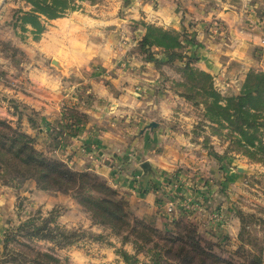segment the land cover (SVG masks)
<instances>
[{
    "label": "rangeland",
    "instance_id": "374dc122",
    "mask_svg": "<svg viewBox=\"0 0 264 264\" xmlns=\"http://www.w3.org/2000/svg\"><path fill=\"white\" fill-rule=\"evenodd\" d=\"M160 1L163 0L78 1L79 8L63 17L75 21L73 12H76L79 19L85 21V25H81L85 34L83 37L79 32L77 36L71 35L66 33L68 29L65 30L68 25L61 26L65 34H59L61 45H56L60 48L56 50L50 40L51 31L58 28L55 22L48 21L44 32L36 40L30 31L21 32L14 27L15 12L30 9L26 0H0V120H6L13 129L30 135L37 150L62 161L71 170L99 176L114 190L116 199L124 203L130 222H141L154 231L151 236L154 242L162 243L161 238L165 234L176 235L175 231L179 232L176 225L179 224V227L183 226V232L188 228L194 229L201 239V245L206 246L207 243L213 254L230 264H235V260L239 263L242 259L235 257V251L240 246L239 213H253L264 219V166L228 149L231 140L226 132L219 135L207 125H201V109L193 107L174 91L172 83L180 80L179 69L185 62L191 61L193 66L199 68V56L195 54L196 48L193 46L199 43L197 23L203 20H192L188 26L177 31L184 47L182 57L172 63L167 62V54L162 50L151 49L153 58L150 60L139 50L144 25L174 30L158 23L156 14L149 13L151 18L148 19L146 12L141 10L143 2L155 10ZM173 2L182 8V0ZM253 2L250 1L246 7L235 1V8L225 6L221 15L231 17L234 22H239V18L245 21L243 28L253 30L259 36L260 46L264 45V4ZM132 7H136L139 16L130 15ZM111 14L112 19H119L111 25L116 27V31L97 32L96 29L101 31L103 28L100 20ZM181 18H185L183 12ZM124 26L126 30L123 31ZM205 26L209 33L211 24ZM72 38H79L82 47H87L88 51L92 48L94 57H103L100 54L102 49L109 54L107 58L110 61H117L122 68H128L131 62L151 64L157 72V81L151 91L154 105L150 112L154 116L142 113L141 116L145 115L134 118L135 108L126 106L132 110V114H129L131 118H127L129 115L125 116L124 112L119 114L109 110L105 117L99 118V128L93 130L89 108L93 109L96 105L99 109L106 104L95 102L97 97L90 84L95 78L103 85L106 76L101 69L97 71V76H92V72L95 73L93 68L98 66L93 62L88 63L83 72H72L70 65H76L77 61V57L72 55V48L76 47L71 44ZM190 45L195 50L188 51ZM259 46L255 54L264 61V53ZM63 50L66 51L65 55H62ZM156 60L161 62L160 65H155ZM251 69L264 72V64L259 69ZM44 74L56 79L57 83H47ZM216 83L214 81L215 87L226 96L240 89L228 77L223 78L222 83ZM131 87H136V95L144 88L140 81ZM146 88L144 90L148 93ZM141 109V106L136 108ZM161 110L165 111L163 119L160 118L163 115L160 114L163 113ZM149 119V123L139 122ZM153 122L157 125L150 128ZM159 122H165L162 130L158 129ZM103 125L111 129L112 138L108 140L112 145H109V151L105 150L109 157V161L105 160L109 172L114 165L112 161L123 166L125 171H121L120 175L138 170L149 182L150 194L146 190L132 198L128 196L129 190L121 192L120 188L111 184L103 175L105 170H98L97 159L102 148L98 149L99 141L96 138L101 137L97 133ZM262 133L264 135V130ZM146 163L150 169L145 173L143 165ZM26 183H32L34 189L45 194L42 197L23 194L33 193L23 190ZM3 190L18 195L12 207L15 220L3 231L0 264H28L30 260L40 264H124L119 250L135 255L136 264L149 263L147 248L152 247V243L138 251L131 235L115 233L106 226L94 223L90 213L69 193L39 189L33 179L20 183L0 182V192ZM166 205H172L173 212L165 216ZM37 213L41 216L35 215ZM31 216L55 217V223L59 226L82 236L73 245L57 247L49 241L29 240L17 233L5 244V231L16 229L20 222ZM173 218L178 223L172 222ZM256 229L264 240V223L257 225ZM98 235L102 239H93ZM126 235L129 236L127 240L124 239ZM45 252L52 254L53 260L44 257L42 253ZM261 264H264V252Z\"/></svg>",
    "mask_w": 264,
    "mask_h": 264
},
{
    "label": "trees",
    "instance_id": "16d2710c",
    "mask_svg": "<svg viewBox=\"0 0 264 264\" xmlns=\"http://www.w3.org/2000/svg\"><path fill=\"white\" fill-rule=\"evenodd\" d=\"M78 1L84 0H26L30 9L15 12L14 27L21 32L30 31L37 40L48 21L78 9ZM144 29L139 50L146 54V59L153 58L150 51L153 48L165 52L169 63L182 57L184 46L180 33L154 25H144ZM160 63L155 61L157 66ZM179 73L180 80L172 83L174 91L187 103L201 109V125H207L219 135H224L225 131L231 140L228 149L264 166V72L250 69L238 92L229 96L215 87L210 73L193 66L191 61L185 62ZM28 179H33L39 189L69 193L90 213L94 223L115 233L131 235L138 251L152 243V247L147 248L148 264H230L213 254L207 243L202 246L194 229H184L183 232V226L179 227V224L176 225L179 230L175 231L176 235L165 234L162 243L154 242L151 238L154 231L141 222L131 223L124 203L116 199L114 190L99 176L71 170L62 161L37 150L30 135L13 129L6 120H0V182L20 183ZM38 214L41 216L40 213L35 215ZM40 216L28 217L16 229L6 230L3 242L6 244L17 233L29 240L49 241L57 247L73 245L81 238L76 231L55 223V217ZM239 221L240 246L235 257L242 261L236 263L235 260V264H261L264 240L258 235L256 226L264 223V219L253 213H239ZM172 222L178 223L175 218ZM93 239L102 238L98 235ZM42 254L53 260L52 254ZM119 255L124 264L137 263L135 255L123 250H119ZM28 264L40 263L30 260Z\"/></svg>",
    "mask_w": 264,
    "mask_h": 264
},
{
    "label": "crops",
    "instance_id": "0c3cea01",
    "mask_svg": "<svg viewBox=\"0 0 264 264\" xmlns=\"http://www.w3.org/2000/svg\"><path fill=\"white\" fill-rule=\"evenodd\" d=\"M173 1L174 0H163L162 2L160 1L161 3L155 10H152L147 2L141 3L140 6H142L141 10H143V12H146H144L146 18H151V15L149 13L152 12L156 14L155 19L158 23L167 25L176 31H181L184 27L188 26L189 22L192 20H203L197 23V38L199 43L196 46H193L196 48V50L195 48H191L192 44L187 48V50H195V54L199 56L197 66L199 67V69L210 73L213 76L216 85V81L222 83L223 78L228 77L230 79V82H234V85L241 87L246 73L251 68L259 69V66H262L264 64V61H262L255 54V50L257 46H259V36L255 35L253 30H245V28L243 27L246 23L245 21H241V18H239V22H234L231 17L221 15L222 9L225 6L234 9L235 1H237L238 3L241 2L242 5H245L247 7V4L250 1H254L253 3H255L256 1H260L264 4V0H182V8L178 7ZM204 5H206L207 7H205ZM179 9H182L183 11H180ZM182 12L185 16L184 19L181 18ZM131 13L132 14L130 15L132 17L139 16V11L136 9V7L131 8ZM111 16L112 14L107 17L104 16L102 20H100L102 23L98 22L99 24H102L103 28L101 31L96 29L97 32L108 33L109 31H116V27H113L111 25H113L114 23L116 24V21L119 19H112ZM73 17H76L75 21H73L72 18L68 19L64 17L50 20L55 22L56 26L58 27L51 31L52 35L50 39L55 44L56 50L60 49L59 46L56 45H61L59 34H65L63 32L66 29H68L66 33L69 32L71 33V35L77 36L79 32V35L83 37V35L85 34L82 30V26L85 25V21L81 18L80 20L79 16L76 15V12H73ZM246 17L247 16H245V19ZM126 20H128V18H126ZM210 24V32L208 33L206 27ZM64 25H68V27H66L65 30L62 31L60 27ZM204 26L206 29H204ZM122 30H126V27L124 26ZM212 30L213 32H211ZM78 40L79 38H76V40L72 38L71 43L73 44V46H76L75 48H72V55L77 57V61H75L76 65H70L72 72H83L85 70V67L88 66V63L93 62L94 65L98 66L93 68V71H95V73L92 72V76H97L96 73L100 69L105 73L106 76L103 80V85H100L95 80V78L92 79V83L90 84L91 90L96 94V96L94 95L95 98L97 97L95 102H102L106 104L99 109L98 107H96V105L95 107H93V109L89 108L88 113L89 118L92 122V129L94 130L96 128H99L97 126L99 118L105 117L106 113L109 112V110H114V112L119 114L124 112L126 116V114H132V110L130 108L133 107L135 108V112L137 113V115L136 113H133L132 116H134V118L141 116L142 113H148L149 116H154L153 112H150L154 105V100H152L154 99V96L151 95V91L153 92V85L157 81V72L152 68L151 64L142 63V61L138 63L131 62V64H128L131 65L128 68H122L117 61H110V59L107 58L109 54L107 55L106 53H104L102 49H100V54H102L103 57H94V52H92L93 49L89 48L90 51H88V48L82 47L83 44H80ZM258 48H262V51L264 53V45H260ZM65 53L66 51L63 50L62 55H65ZM89 58L90 60H88ZM44 75V80H46L47 83H50L51 85L57 83L56 79H51L46 74ZM42 77L43 76H41V78ZM137 81L142 82V86L144 88L140 87L141 92L139 93L137 91L139 94L136 95V93L134 92L136 87L131 86ZM145 86L147 87L146 89H148V93H146V91L144 90ZM99 87H102V89H100ZM112 106L114 108L109 109V107ZM126 106L130 108H127ZM140 106L142 107V109L136 110V108ZM161 106L162 104H160V107ZM161 112L163 113L160 114L163 115H161L160 118L163 119L162 116L165 115V111L161 110ZM145 114H143L142 116H144ZM127 118H131V115H129ZM150 121L151 119H149V121L140 120L139 122H141L142 124L149 123ZM158 126V129L162 130L166 125L165 122H159ZM99 131L97 135H101V137H97L96 140L99 141V143L97 144L98 149H102L99 158L97 159V167L99 168L98 170H102V172L103 170H105V173L103 175L111 182V184L118 189L120 188L121 192L129 190L130 193H128V196L132 198H136L137 195L142 194V192L144 193V191L146 190L148 191L150 188L149 182L147 181L146 177L140 174L138 170L131 171L129 173L126 172L125 175H120L119 173L123 171V166L112 161L114 165L112 171L109 172L107 167L108 163L105 162V160L109 161V157L105 150H108L109 145L111 144V142L108 140L109 138H112L110 135L111 129L109 128V126H104L100 128ZM115 146H118L117 143L115 144ZM160 164L161 163H159V165ZM116 168L120 170H117ZM34 188L35 187L34 185H32V183H26L23 186V190H31L33 193L23 194H32V196L35 197H42L43 194H45L41 191H37ZM148 194H150L149 191ZM17 195L18 193H13L9 190H3L0 192V246L2 243L3 231L8 224H11V222L15 220L12 207ZM166 215H168V213H165V216Z\"/></svg>",
    "mask_w": 264,
    "mask_h": 264
},
{
    "label": "water",
    "instance_id": "95a60500",
    "mask_svg": "<svg viewBox=\"0 0 264 264\" xmlns=\"http://www.w3.org/2000/svg\"><path fill=\"white\" fill-rule=\"evenodd\" d=\"M156 125H157V123H154V122H153V123H150L149 127L152 128V127H154V126H156ZM143 169H144V172H145V173L148 172L149 169H150V168H149V165H148L147 163L144 164V165H143Z\"/></svg>",
    "mask_w": 264,
    "mask_h": 264
},
{
    "label": "built area",
    "instance_id": "2783aa9c",
    "mask_svg": "<svg viewBox=\"0 0 264 264\" xmlns=\"http://www.w3.org/2000/svg\"><path fill=\"white\" fill-rule=\"evenodd\" d=\"M262 44H264V39H262ZM173 206L172 205H168L167 207H166V209H167V213L168 214H172V212H173Z\"/></svg>",
    "mask_w": 264,
    "mask_h": 264
}]
</instances>
